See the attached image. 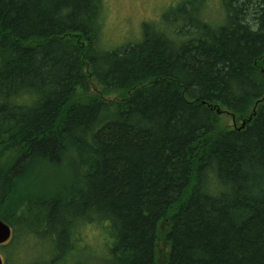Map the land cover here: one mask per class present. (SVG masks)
Here are the masks:
<instances>
[{"label": "trees", "instance_id": "16d2710c", "mask_svg": "<svg viewBox=\"0 0 264 264\" xmlns=\"http://www.w3.org/2000/svg\"><path fill=\"white\" fill-rule=\"evenodd\" d=\"M195 1L104 50L102 0H0V219L12 238L17 211L60 244L95 216L116 264H264V0H218L219 22L201 15L205 0L184 15ZM64 160L71 182L47 187Z\"/></svg>", "mask_w": 264, "mask_h": 264}, {"label": "rangeland", "instance_id": "374dc122", "mask_svg": "<svg viewBox=\"0 0 264 264\" xmlns=\"http://www.w3.org/2000/svg\"><path fill=\"white\" fill-rule=\"evenodd\" d=\"M199 1L196 0L191 6L185 5L187 9H184L183 14L190 16L193 6L201 9L204 4L199 7ZM102 2L100 45L104 50H112L136 41L141 36L143 23L158 21V27L161 28L162 14L170 7L175 12L178 0H102ZM205 4L201 15L212 22L222 20V12L216 8L218 0H205ZM181 10L177 13H181L183 11ZM177 13L171 16L174 17ZM184 22L181 20V25L176 23V27L180 28ZM99 89L93 86L91 92L100 91ZM105 94L107 98L122 97L117 92ZM223 116L226 126L240 123L229 114H223ZM44 178L47 181V187L71 182L72 175L67 160H64L61 165L48 166L44 172ZM33 185L37 188L41 187L38 183ZM29 189L32 190V186H29ZM35 218L30 212H16L14 219L19 224L15 226L18 234L0 247L3 264H51V260L61 256L63 251H65V257L56 259L53 264H116L110 251L114 238L109 233L110 230L108 231L97 217L94 216L91 222H83L84 225H77L73 235L68 236L61 244L58 242L57 234L50 231L47 222L34 226ZM159 246L162 247L159 253H163L166 246L161 244Z\"/></svg>", "mask_w": 264, "mask_h": 264}, {"label": "water", "instance_id": "95a60500", "mask_svg": "<svg viewBox=\"0 0 264 264\" xmlns=\"http://www.w3.org/2000/svg\"><path fill=\"white\" fill-rule=\"evenodd\" d=\"M12 234L11 227L2 219H0V245L9 240ZM3 259L0 254V264H3Z\"/></svg>", "mask_w": 264, "mask_h": 264}]
</instances>
